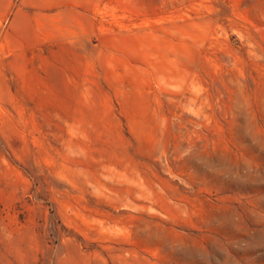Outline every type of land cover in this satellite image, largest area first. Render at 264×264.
<instances>
[{"label": "rangeland", "instance_id": "374dc122", "mask_svg": "<svg viewBox=\"0 0 264 264\" xmlns=\"http://www.w3.org/2000/svg\"><path fill=\"white\" fill-rule=\"evenodd\" d=\"M87 2L0 28V264H264V0Z\"/></svg>", "mask_w": 264, "mask_h": 264}, {"label": "crops", "instance_id": "0c3cea01", "mask_svg": "<svg viewBox=\"0 0 264 264\" xmlns=\"http://www.w3.org/2000/svg\"><path fill=\"white\" fill-rule=\"evenodd\" d=\"M0 0V28H18L20 20L28 14H55L56 9L67 10L72 14H88L85 10L88 0Z\"/></svg>", "mask_w": 264, "mask_h": 264}]
</instances>
